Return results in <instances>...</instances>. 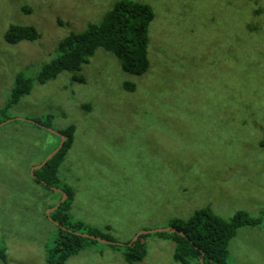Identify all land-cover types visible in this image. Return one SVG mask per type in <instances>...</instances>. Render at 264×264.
I'll use <instances>...</instances> for the list:
<instances>
[{
	"label": "rangeland",
	"instance_id": "obj_1",
	"mask_svg": "<svg viewBox=\"0 0 264 264\" xmlns=\"http://www.w3.org/2000/svg\"><path fill=\"white\" fill-rule=\"evenodd\" d=\"M115 1L0 0V264H44L57 233L47 212L63 196L35 182L32 168L69 124L73 141L57 175L72 192L70 219L86 231L122 245L205 205L224 219L262 215L264 0H134L153 10L145 73L125 72L97 48L81 82L65 71L37 82L58 41L99 22ZM10 24L40 35L8 44ZM18 72L31 89L5 107ZM48 117L49 126L35 123ZM141 240L146 254L135 264H179L171 240ZM122 250L96 241L65 264H128ZM227 264H264V217L237 230Z\"/></svg>",
	"mask_w": 264,
	"mask_h": 264
},
{
	"label": "trees",
	"instance_id": "obj_2",
	"mask_svg": "<svg viewBox=\"0 0 264 264\" xmlns=\"http://www.w3.org/2000/svg\"><path fill=\"white\" fill-rule=\"evenodd\" d=\"M152 19L153 10L147 3L134 0L115 1L99 22H89L82 30L70 31L63 36L57 44V55L42 64L34 79L44 83L65 71L71 74L72 80L81 82L83 78L78 72L97 48L114 55L125 72L134 75L145 73L149 68L148 29ZM39 35L33 25L10 24L4 31L3 39L8 44H15L21 40H35ZM31 86V77L22 72L16 73L4 106L8 107L27 95ZM123 87L131 91L134 84L125 81ZM49 117L48 124L40 119L34 120L35 123L49 126ZM58 132L65 137L61 147L40 168L32 171V177L38 184L46 188L60 186L66 193V198L49 214L57 226V233L53 237L51 247L46 250L44 264H65L69 256L97 241L81 234L84 232L110 241L108 244L115 249L122 246V256L128 264H135L144 258L146 244L141 238L151 233L174 243L173 259L179 264H191L194 260L197 264H227L228 244L237 230L246 225H255L264 217V209L262 215L256 218L237 210L228 219H224L205 205L193 210L185 219L178 217L170 219L168 227L177 231L143 233L136 240H130L122 245L114 243L108 235L101 233L100 235L89 229L86 231L80 222L70 219L68 211L72 192L59 183L57 172L72 144L74 126L69 124ZM0 255L4 257V253Z\"/></svg>",
	"mask_w": 264,
	"mask_h": 264
},
{
	"label": "water",
	"instance_id": "obj_3",
	"mask_svg": "<svg viewBox=\"0 0 264 264\" xmlns=\"http://www.w3.org/2000/svg\"><path fill=\"white\" fill-rule=\"evenodd\" d=\"M54 133H56L58 136H60V142L58 143V145H57V147L50 153V154H48L45 158H44V160L40 163V164H38V165H35L32 169H38V168H40L45 162H46V160L47 159H49L60 147H61V145H62V142H63V140H64V135H62V134H60L59 132H56V131H54ZM61 194H62V199H61V201H63L65 198H66V193L64 192V191H62L61 189H57ZM59 203H57L56 204V206L58 205ZM56 206H54V207H52L48 212H47V214L51 211V210H53ZM156 231H177V230H175V229H173V228H171V227H162V228H158V229H153V230H141V231H138L137 233H135L134 234V236L132 237V239H131V241H133V240H136L137 239V237L139 236V235H141V234H143V233H151V232H156ZM179 232V231H178ZM181 235L183 234L182 232H179ZM81 234H83V235H85V236H90L91 238H93V239H96L97 241H99V242H101V243H109L110 241H108V240H106V239H103V238H101V237H98V236H96V235H92V234H84V233H81Z\"/></svg>",
	"mask_w": 264,
	"mask_h": 264
}]
</instances>
